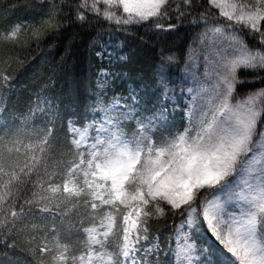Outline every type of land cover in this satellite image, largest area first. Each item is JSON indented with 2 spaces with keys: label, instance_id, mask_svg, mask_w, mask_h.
Segmentation results:
<instances>
[{
  "label": "snow or ice",
  "instance_id": "snow-or-ice-1",
  "mask_svg": "<svg viewBox=\"0 0 264 264\" xmlns=\"http://www.w3.org/2000/svg\"><path fill=\"white\" fill-rule=\"evenodd\" d=\"M12 7L0 264L21 252L27 264H264V0ZM210 34L222 44L204 47ZM81 43L87 71L64 87ZM29 65L32 86L14 98Z\"/></svg>",
  "mask_w": 264,
  "mask_h": 264
},
{
  "label": "trees",
  "instance_id": "trees-1",
  "mask_svg": "<svg viewBox=\"0 0 264 264\" xmlns=\"http://www.w3.org/2000/svg\"><path fill=\"white\" fill-rule=\"evenodd\" d=\"M31 3V0H0V27H6L15 21L20 15L21 11L19 9H14L12 6L16 4H25ZM25 17H35L38 13H25ZM47 39V38H46ZM132 44L135 46L138 44L136 39H133ZM5 55L4 52L0 51V57ZM87 48L85 47L84 43L79 44L77 51L75 52L74 56L70 58L69 67L66 71L62 74L61 83L64 87H67L70 83H75V78L79 76L81 73L87 71ZM144 67L147 68L148 64L150 63L147 56L143 57ZM30 72L31 67L26 66L25 69L21 70L16 77V81L14 82L16 85V92L13 93V97L15 98L16 94L20 95V98L26 95V90L32 86L30 80ZM5 121L0 118V126H3ZM23 139V145H28L29 140L25 137ZM21 154L24 153V147L20 148ZM31 155V153H29ZM23 155H21V159ZM15 159V156H14ZM164 223V221H161ZM19 260V264H27V260L30 259L25 253L21 252L19 257H16ZM233 261V264H238V262H234V258L228 257Z\"/></svg>",
  "mask_w": 264,
  "mask_h": 264
},
{
  "label": "rangeland",
  "instance_id": "rangeland-1",
  "mask_svg": "<svg viewBox=\"0 0 264 264\" xmlns=\"http://www.w3.org/2000/svg\"><path fill=\"white\" fill-rule=\"evenodd\" d=\"M227 2H231V0H227ZM223 42V38L219 36H215L210 34L206 40L203 42V46L207 48H214L217 45H221ZM264 223V219L258 218L257 228L254 232V235L258 241V256L264 258V229L260 227V224Z\"/></svg>",
  "mask_w": 264,
  "mask_h": 264
}]
</instances>
